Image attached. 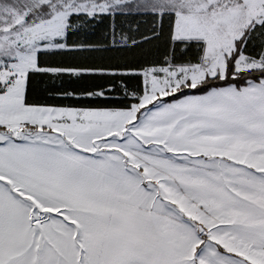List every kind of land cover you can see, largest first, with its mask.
I'll list each match as a JSON object with an SVG mask.
<instances>
[{
	"label": "snow or ice",
	"instance_id": "6c2138e0",
	"mask_svg": "<svg viewBox=\"0 0 264 264\" xmlns=\"http://www.w3.org/2000/svg\"><path fill=\"white\" fill-rule=\"evenodd\" d=\"M0 264H264V0H0Z\"/></svg>",
	"mask_w": 264,
	"mask_h": 264
}]
</instances>
